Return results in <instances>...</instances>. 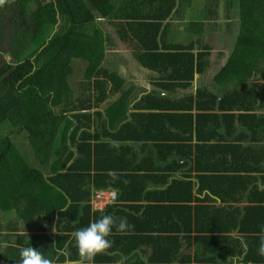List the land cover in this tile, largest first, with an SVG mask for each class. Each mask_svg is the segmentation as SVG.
Instances as JSON below:
<instances>
[{
  "label": "trees",
  "instance_id": "16d2710c",
  "mask_svg": "<svg viewBox=\"0 0 264 264\" xmlns=\"http://www.w3.org/2000/svg\"><path fill=\"white\" fill-rule=\"evenodd\" d=\"M196 7L177 32L188 42L170 39L174 14ZM5 24L15 30L0 126L28 137L38 165L0 137V264H264V190L252 175L264 144L222 143L264 138V0H0ZM223 24L235 47L216 55L212 79L206 29ZM114 38L160 86L189 87L200 73L210 86L139 97L106 62ZM224 151L229 164L213 160ZM103 189L118 201L95 209Z\"/></svg>",
  "mask_w": 264,
  "mask_h": 264
},
{
  "label": "crops",
  "instance_id": "0c3cea01",
  "mask_svg": "<svg viewBox=\"0 0 264 264\" xmlns=\"http://www.w3.org/2000/svg\"><path fill=\"white\" fill-rule=\"evenodd\" d=\"M190 14V15H189ZM192 14V18L194 17V8H186L185 11L183 13H181V16L184 17V19H180L176 14H174L173 16V23L176 24V26H174L173 28H171L170 30V34L168 35V37L170 39H173L175 42L180 41V42H188V40L186 39L187 36H181V35H177V32H179L180 34V27H181V23L183 21H187L189 20L190 16ZM196 14H199L198 12ZM224 31V30H222ZM225 32V31H224ZM181 36V37H179ZM206 40V39H204ZM177 42V43H180ZM182 44V43H181ZM211 68H210V76H212V79L215 75L216 72H218L222 67V64L220 65V59L215 55L214 57H211ZM142 67L140 69H146L149 71V77H148V82L147 85L145 87H142L141 91L142 92H137L139 94V97L145 94H148L150 92H155V93H161L162 95H167L170 99H174V101L176 100H180L182 98H184V96L186 95H194L197 90L200 87H205V86H210L208 83L210 78L207 77V75L205 73H200V74H196L195 75V79L192 81L191 85L189 87H183L182 85H178V86H171L170 88H164L162 86H160L158 84V82H160V74L158 72H154L151 69L146 68L145 66L139 64L136 67ZM146 79V77H145ZM153 86V87H151ZM138 87V86H137ZM141 87V86H140ZM139 90V87L138 89ZM136 90V91H137ZM196 95V94H195ZM112 100V99H110ZM218 108V107H217ZM216 108V111H217ZM227 131H224L223 134L225 135ZM228 136V137H227ZM225 140H222V143L225 144H241L242 148L244 151H247V148H251L252 150L250 151L251 153H253L255 151V149H259V152H261L260 150H263V148L261 147L264 144V138H259L257 139V141H252L251 139H244L242 141H237V137L233 136H229L227 135ZM219 140H217L216 138L207 141L209 143L210 146H212L213 148H215V146L217 144H219L220 142H218ZM198 142L195 134H194V140L192 141L193 145H195ZM221 143V144H222ZM261 154V153H260ZM257 156V155H256ZM256 161L255 163L260 164L261 166L264 167V159L263 160H259L258 156L256 157ZM228 160V164L229 161H231L233 158L231 156L230 153H227V151L224 152H218L216 155H214L213 160L215 161H224V160ZM145 173V172H144ZM245 175H247L245 173ZM252 175L256 177L254 183L260 187L261 190H264V169H261V171H253ZM250 191V190H249ZM249 203L247 201L243 202L241 205H248ZM42 221V219L39 220V222ZM53 234L56 233V228H55V223H54V230L52 231ZM235 236H239L241 237V234L238 233L237 231L234 232ZM198 250V246L193 244V248H192V253L193 255L196 253V251ZM150 252H148V254L143 255L145 256V258H147ZM140 259L141 257L139 255L136 256H128V258L126 257H121L118 258L115 264H140ZM230 262H226L225 264H229ZM236 263L237 260H236ZM224 264V263H223ZM239 264H244L239 262ZM251 264V263H250Z\"/></svg>",
  "mask_w": 264,
  "mask_h": 264
},
{
  "label": "rangeland",
  "instance_id": "374dc122",
  "mask_svg": "<svg viewBox=\"0 0 264 264\" xmlns=\"http://www.w3.org/2000/svg\"><path fill=\"white\" fill-rule=\"evenodd\" d=\"M201 6V5H200ZM199 13V10L197 7L194 9V16L196 13ZM236 12H233V17L232 18H237L239 21V17L236 16ZM105 26L108 27V25L105 23ZM225 28V25L223 24L222 26L218 27L216 25H208L207 26V32L209 33L211 38L209 40L211 41V45L215 48V55L219 54L220 50H227L231 51L235 47V39L236 37L233 38L229 35H226L224 31H222ZM226 29V28H225ZM14 27L9 26L5 24L2 27V30H0V63L2 61H7L10 60V56L8 55V51L10 48V37L13 34ZM205 43H207V36L204 37ZM114 42H116V45L113 47H110L107 49V64L111 67H116L120 73H122L128 80L129 82V87H131V84H134L139 87V90L137 92H142L141 88L145 87L148 82V77H149V71L146 69H140V67H136L138 65V61L135 59V57L131 53V49L129 50L130 52H127L125 46L119 42V38H114ZM123 60V61H122ZM122 62L124 64L119 65V63ZM106 65V64H105ZM107 66V65H106ZM146 77V79H145ZM141 86V87H140ZM153 87V86H151ZM114 99V98H113ZM19 133V132H18ZM14 129L10 127L9 122H5L0 126V137H5V136H10L12 140L15 142L17 145L18 149L22 153L23 156L27 159V161L32 165V166H37V160L35 158L33 148L28 142V134L25 133L27 140H22L23 137L20 136ZM3 214V213H2ZM5 216H8L9 214H3ZM10 220H15L16 217L11 215ZM2 222V221H1ZM40 225V222L39 224ZM5 226H7L5 224ZM25 225L23 223L19 224V228L23 229ZM54 228L52 229V231ZM33 233H38L37 231ZM32 233V234H33Z\"/></svg>",
  "mask_w": 264,
  "mask_h": 264
},
{
  "label": "built area",
  "instance_id": "2783aa9c",
  "mask_svg": "<svg viewBox=\"0 0 264 264\" xmlns=\"http://www.w3.org/2000/svg\"><path fill=\"white\" fill-rule=\"evenodd\" d=\"M118 197L116 190L103 189L94 193L91 202L95 209H104L108 204L117 203Z\"/></svg>",
  "mask_w": 264,
  "mask_h": 264
}]
</instances>
